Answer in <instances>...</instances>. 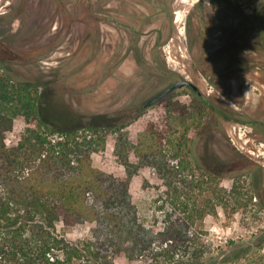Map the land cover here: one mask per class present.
<instances>
[{
	"label": "rangeland",
	"instance_id": "obj_1",
	"mask_svg": "<svg viewBox=\"0 0 264 264\" xmlns=\"http://www.w3.org/2000/svg\"><path fill=\"white\" fill-rule=\"evenodd\" d=\"M161 1L133 0L141 12L119 15L116 28L104 4L110 8L116 0H0V63L18 80L38 85L58 129H65L62 120L107 129L106 147L93 153V163L121 177L126 154L134 163L139 158L132 145L120 142L117 152L119 139L137 143L151 123L164 125L171 101L193 105L198 95L183 86L147 108L138 105L180 79L195 82L226 117L211 114L191 131V157L219 173L223 186L239 183L246 197L253 195L246 209L220 206L203 229L219 253L231 241L256 246L264 234V0ZM10 29L16 35L3 39ZM26 125L25 117L14 119L8 144L19 141ZM160 189L162 179L150 165L131 178L134 200L149 221ZM90 226L81 232L77 225L68 235ZM115 264L139 262L122 254Z\"/></svg>",
	"mask_w": 264,
	"mask_h": 264
},
{
	"label": "trees",
	"instance_id": "obj_2",
	"mask_svg": "<svg viewBox=\"0 0 264 264\" xmlns=\"http://www.w3.org/2000/svg\"><path fill=\"white\" fill-rule=\"evenodd\" d=\"M13 35L10 29L3 39ZM40 96L38 85L0 63V264H115L122 254L139 264H264V234L256 246L231 241L219 253L203 229L220 206L226 211L232 204L234 212L253 199L239 183L223 186L219 173L191 157V131L211 114L226 117L210 99L171 101L162 127L151 123L137 143L119 139L117 152L121 142L139 158L134 163L126 154L121 177L93 163V153L106 147L107 129L72 120L58 129L59 118ZM17 117L27 125L10 145L6 132ZM146 165L162 179L152 221L140 214L131 191V178ZM89 223L86 233L69 237Z\"/></svg>",
	"mask_w": 264,
	"mask_h": 264
},
{
	"label": "flooded vegetation",
	"instance_id": "obj_3",
	"mask_svg": "<svg viewBox=\"0 0 264 264\" xmlns=\"http://www.w3.org/2000/svg\"><path fill=\"white\" fill-rule=\"evenodd\" d=\"M104 1V0H103ZM106 2H107V0H105ZM117 2L114 4V5H111L110 6V8H107V3H105L104 2V4H105V6H106V9H107V11L108 12H110V14L109 15H107V18H113V16L115 17L114 19H112L111 21L114 23V25H115V27L116 28H119V26L120 25H122L120 22H121V20H120V18L118 17L119 15L121 16V18L123 17V16H126V15H128V14H131V15H133V14H137V13H139V12H141L140 11V9L137 7V5H135L134 3H133V0H116ZM168 2V0H162L161 1V3H162V5H165L166 3ZM221 9H223V10H227V8L226 7H223V8H221ZM262 9L264 10V7L262 6ZM164 12H165V9H164ZM263 14V13H262ZM102 38H103V36H102ZM119 63H122L123 62V57L121 56L120 57V59H119V61H118ZM183 79H187V78H183ZM181 80V79H180ZM179 81V80H178ZM177 82V81H176ZM173 83H175V82H173ZM173 83H171V84H173ZM170 84V85H171ZM170 85H168V86H170ZM167 86V87H168ZM185 86H190V87H192L191 85H185ZM193 88V87H192ZM177 89V88H176ZM194 89V88H193ZM161 91V90H160ZM194 91L197 93V95H204L203 93H202V91H201V89H200V87H199V90H195L194 89ZM159 92V91H158ZM158 92H156V93H158ZM155 93V94H156ZM154 95V94H153ZM152 95V96H153ZM152 96H150V97H152ZM205 96V95H204ZM149 97V98H150ZM148 98V99H149ZM148 99L145 101V102H142V103H140L139 105H138V108H147V107H149V106H146L145 104L147 103V101H148ZM164 99V98H163ZM160 102V101H159ZM158 103V102H157ZM156 104V103H155Z\"/></svg>",
	"mask_w": 264,
	"mask_h": 264
},
{
	"label": "water",
	"instance_id": "obj_4",
	"mask_svg": "<svg viewBox=\"0 0 264 264\" xmlns=\"http://www.w3.org/2000/svg\"><path fill=\"white\" fill-rule=\"evenodd\" d=\"M185 85H191L195 90H199V86L193 82L190 79H181L170 86L162 89L158 93L154 94L152 97H150L145 104L146 106H151L159 101H161L163 98L171 94L176 88L183 87Z\"/></svg>",
	"mask_w": 264,
	"mask_h": 264
}]
</instances>
